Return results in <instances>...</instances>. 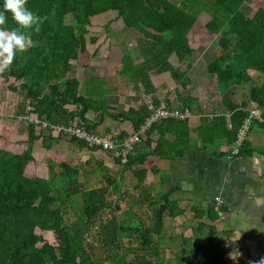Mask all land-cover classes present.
<instances>
[{"label":"trees","instance_id":"1","mask_svg":"<svg viewBox=\"0 0 264 264\" xmlns=\"http://www.w3.org/2000/svg\"><path fill=\"white\" fill-rule=\"evenodd\" d=\"M246 3L251 6V13L244 10ZM26 5L42 18L39 29L35 25L20 28L31 36L32 43L25 50L16 52L11 65L2 66L0 77L6 81L14 80L8 89L22 96L23 102L30 100L34 107L33 116L51 123H83L95 131L97 124L91 123L86 113L93 110L104 115L108 109H115L109 106L105 96L91 94L90 89L95 87L91 72L88 80L86 76L81 79L74 66L75 63L83 65V60L90 58L89 42L98 41L96 37L88 41L85 35L91 18L108 11H116L126 27L141 34L136 39L135 49L142 61L132 65L130 55L125 54L123 68L115 67L121 80L133 82L136 86L141 84L150 91V74L168 73L172 81L182 87L176 92L177 108L200 115V125L194 131L189 127V119L166 118L153 123L142 135L145 147H136L126 163L112 156L123 166L120 181L129 170L136 178L135 187L141 188L152 155L168 160L181 158L194 146V139L201 140L205 152L219 137L234 143L248 115L250 102L256 103L264 116V83L251 84L249 102L235 103L225 97L223 105L229 115L225 111L213 117L202 115L206 113V103L188 88L193 82L189 72L194 58L189 34L202 12L209 15L203 33L209 39L216 36L212 45L213 57L206 69L216 77L219 91L225 93L231 87H242L253 81L249 70L264 75V2L258 5L252 0H180L179 4L172 0H26ZM6 15L3 27L19 28L11 13ZM68 15L73 16V23L65 22ZM173 55L180 67L171 63ZM85 79L87 90L82 93ZM19 105L24 111V105ZM113 114L117 118V111ZM149 114L144 102L136 103V107H129L119 116L130 120L134 129L130 132L132 134L145 123ZM195 131L197 135L192 138ZM153 132L158 133L154 147ZM107 133L120 139L129 135ZM168 133L174 135L173 141L166 138ZM25 139L21 152L0 148V264H103L98 258L99 250L105 253L104 261L109 264H166L158 249L163 245L165 221L186 211L174 197V188L162 189L152 196L154 202L148 205L151 221L136 213L134 207L138 203L127 201L128 209L124 213L129 221L127 224L116 213L126 199L117 178L109 177L107 184L82 189L78 166L66 160L59 163L62 170L57 173L58 181L30 174L27 170L35 162V141L41 139L43 147L49 149L56 138L29 123ZM70 140L98 148L83 141ZM250 151L252 153L253 149L245 141L238 156L248 155ZM112 193H117L113 201L109 199ZM68 205L78 210L76 220L70 222L65 217ZM106 209L110 216L97 227L95 220ZM193 211L195 219L205 215L215 221L220 208L195 207ZM193 227V240L187 241V249L183 248L180 254L173 256L172 250H168L174 264H224L223 254L210 252L207 246L214 241V226L198 221ZM92 229H98L95 237L90 236ZM44 231L54 236V243L48 241ZM150 250L157 254V261L149 258ZM129 253L133 255L130 261L127 258Z\"/></svg>","mask_w":264,"mask_h":264},{"label":"crops","instance_id":"2","mask_svg":"<svg viewBox=\"0 0 264 264\" xmlns=\"http://www.w3.org/2000/svg\"><path fill=\"white\" fill-rule=\"evenodd\" d=\"M252 1L258 5L264 2V0ZM243 8L247 10V13H249L250 9L252 10L251 6L247 3L244 4ZM136 39L137 37L135 38V42ZM110 41H112V39ZM117 41L119 40L117 39ZM95 47L98 53L100 51L99 54H94V49L91 51L92 54L90 58L83 61V65L75 64V67L80 66L84 70L83 77L86 76L87 80L90 78V72L94 76V80L96 78L111 77L107 64L111 63L112 65H117L119 68H123V57L125 54L130 55L132 65L142 61V57L139 56V53L135 49L136 44L128 51L115 50V53L109 51V53H105V55L101 53V50L105 47L103 41L100 42V40H98ZM104 51L108 52L107 49H104ZM86 63L88 65H86ZM254 73L258 74V72ZM117 76V82H112L111 78L110 81L109 79L106 80V86H103V93L95 83V87L90 89L94 97L99 95L105 96L109 106L115 108L108 109L107 113L104 115L93 110L86 113L87 119L91 123L97 124L95 131H113L121 135L130 134V132L134 130L132 123L130 120H125L122 116H119V114L127 111L129 107H136V103H144V98H150L157 102L168 101L167 103L170 106H178L179 102L176 92L181 90L176 84L175 86H171L169 80L172 81V79L168 73H151L150 91L146 90L141 84H137L136 86L133 82H124L121 80L118 71ZM251 76L253 77L252 74ZM86 79L83 80L82 93L87 90ZM253 84L260 85L261 83L257 84L253 81ZM237 96L240 98L241 102H249V97H245L244 93L241 95L237 94ZM134 98H137L136 101H134ZM12 100H15V98H12ZM207 106L208 105L205 104L204 110ZM220 107L222 108L215 109L214 113L205 111L206 113L202 115L213 117V115L216 116L226 111L224 105ZM252 107L258 106L256 103L250 102L248 108ZM71 108L72 106H70V109ZM115 110L117 111V118L112 116L114 115L113 113L116 112ZM22 112L23 111H21L19 107L14 116L19 118ZM226 113L228 114V110ZM12 123H9V128L13 126ZM188 123L193 131L196 130L200 125V115L194 113L192 117L189 118ZM7 133L9 134V136L6 134L8 139H12L11 137H16L18 134L16 131L15 135H13V130L11 129H9ZM157 134V132H153L152 147L156 145L154 140L158 137ZM196 135L197 133L195 131L192 133V138H195ZM25 137L26 131H24L23 138ZM166 138L169 141H173L174 135L168 133L166 134ZM193 141L194 146L185 151L184 156L181 158L168 160L158 155H152L147 170V176L141 188L135 187L136 178L129 170L125 171L120 181V172L123 166L118 161L116 162L111 153L99 148L82 146L78 142L64 137L56 138L51 142V147L49 149L44 148L42 140L38 139L34 143V148L43 147L46 151L51 152L52 157L57 156L56 159L58 163L62 160H66L78 166L82 185L86 184V181H89L88 178L90 176L95 177L97 175L96 170L98 169L104 172L106 176L99 172L97 177H105L104 181H99L97 184H94L93 187L107 184L106 179L109 177L113 179L117 178V184L121 186L122 192H124L126 197L125 201L122 203H126L127 201L138 203L134 207V210L140 215L146 211L144 213L145 216H143L145 219L147 217V211L150 212V210H148V205L151 201L154 202L152 196H156L162 189L168 190L174 188V197L186 211L183 215L168 220L171 222L174 221L176 230V233L174 231V235H167L166 232L168 231L165 230V227L163 230L164 241H162V243L165 244L164 249L166 252L171 249L173 252L172 256L175 253L180 254L183 248L187 249L189 247L187 241L193 238V225H196L198 221H203L213 225L216 229L215 235H213L214 241L208 243L207 246L210 252H221L223 254L224 264H250L252 261H261L264 259L263 125L261 123L252 125L246 142L253 149V152L251 153L250 151V153L245 156L233 155L231 152V144L228 143L224 137H219L215 140L207 152L202 150L200 139H194ZM141 146L145 147V142H143ZM10 150L13 151V149ZM68 150H70L71 155L68 153ZM21 151L22 150H16L14 152ZM36 161L37 159L35 157V162ZM93 164L97 165L98 169H93L91 167ZM94 170L96 172H93ZM164 179L166 180L165 182L163 181ZM93 181L94 180H92L91 183ZM219 201L220 204L218 205ZM122 203L120 212L122 211L125 213L128 208L127 206H123ZM199 205L205 208L213 206L215 208L219 207L218 219L211 221L205 215H203L201 219L193 218L195 214L193 208ZM149 214H151V212ZM161 246L162 245L159 247ZM172 246L177 249L172 248ZM161 257L164 259L162 253ZM167 259L170 260L169 255ZM166 264H168V262H166Z\"/></svg>","mask_w":264,"mask_h":264},{"label":"rangeland","instance_id":"3","mask_svg":"<svg viewBox=\"0 0 264 264\" xmlns=\"http://www.w3.org/2000/svg\"><path fill=\"white\" fill-rule=\"evenodd\" d=\"M172 1H176L179 4L180 0H172ZM251 12L252 10L250 9L249 13ZM208 18H209V15L205 12H202L199 15L198 22L195 24V26L193 27V29L190 31V34H189L190 44L194 49V58H193V67L191 69V72H189V76L191 77L193 82L192 84L189 85L188 88L191 90V92H193L194 96H196L197 98L201 100V102L206 103V105H208L207 108L205 109L206 111H208L209 113H214L215 109L222 108L220 106L223 105L222 102L225 99V97H230L233 100V102H236V103L241 102L237 94L241 95L242 93H244L245 97L246 96L249 97L250 86L253 83V81L254 83L260 84L264 82V76L260 75L259 73L255 74L254 73L255 71L250 70L249 74L253 75V77H251V80L253 81H250L244 84L242 86L244 88L231 87L225 93H221L219 91L218 86H217L216 77H214L212 74H209L206 69L207 63L213 57L212 45L214 44V41L216 39V36H212L209 39L203 33L202 28L204 24L208 21ZM65 22L73 23V16L68 15L65 19ZM86 30L87 31L85 35L88 41L90 40L91 37H96L98 40H100V42L103 41V44L105 47H103V50H101V53H103L104 55L105 53H109V51H111L112 53H115V50L128 51L132 46H134V44H136L135 38L141 35L137 30L126 27L123 19L118 16L116 11H108L106 13L92 17L91 25H89ZM109 39L110 40L112 39V41H110ZM117 39L119 41H117ZM89 45H90V49H89L90 52L96 48L95 47L96 43L91 44L89 42ZM104 49H107L108 52L104 51ZM99 53L97 52L96 54H99ZM170 61L175 67H180L176 56L173 55L170 58ZM76 67H77V75L79 76V78H83L84 70L80 66H76ZM115 67H116L115 65L108 63L107 68L109 69V73H111L110 74L111 77L100 78V79L96 78L94 80V83L99 86L102 93H103V86L104 87L106 86L107 79H109L110 81V78H111L112 82H117L118 76H117V69ZM0 69H2V66H0ZM169 81L171 83V86H175V83L173 81L171 80ZM13 82L14 80L11 78L8 81H6L2 77H0V148L7 149V150L13 149V152H14L16 150L18 151L23 150V147L25 145L24 141H26V139L23 138L24 131H26V124L23 121H21L20 117L18 118L14 116L16 113V110L20 107L19 103H21V107H22L25 101L23 102V97L20 96L18 93H14L8 89V85ZM178 87L180 90L182 89V87L181 88L180 86ZM12 98H15V100H12ZM145 99L146 98H144L143 100L145 101ZM9 123L13 124V126L10 128H9ZM9 129L13 130V135H15V132L17 131L18 134L16 135V137H11L12 139H8L6 134L9 136V134L7 133ZM68 153L71 155L70 150H68ZM34 154H35L34 156L36 157L37 161L31 163L28 166L27 172L30 174H37L40 177H44V178L52 177L55 181H58L59 176H57V173L61 172L62 168L56 159L57 156L52 157L51 152L46 151L43 147L36 148L34 150ZM91 167L93 169H98V166L95 164H93ZM96 171L94 170L93 172H96L97 175L99 174V172L105 175L104 172L100 171L99 169ZM97 175L95 177L90 176L88 178L89 181H86L85 182L86 184L82 185V189L93 187L94 184H97L99 181H104L105 177L104 178H102L101 176L97 177ZM92 180L94 181L91 183ZM115 194L114 193L110 194L109 199H111L112 201L115 200L116 198ZM122 205L127 206V203H122ZM120 206H121V203H120ZM198 207H201V206L199 205ZM148 212L149 211H147V214ZM116 213H118L121 216V220L123 222L127 224L129 223L128 218L124 217V213L122 211L120 212L119 210ZM77 214H78V210L74 206L68 205L67 212L65 214L66 221L70 222V221L76 220ZM142 215L145 216L144 213H142ZM109 216L110 214H109L108 209L101 212L100 216H98L99 218L97 217V219L95 220V224L97 225V227L100 225L102 221H104ZM146 218L148 221H151L150 214H148V217ZM168 220L170 219L167 218L165 222L166 226H164L165 230L168 231L166 233L167 235H170V234L174 235V231L176 233L174 221L171 222ZM97 233H98V229L96 230L92 229V232H90V236L95 237ZM43 234L45 235V237L48 239L49 242L54 243L55 238L49 231H44ZM124 240L126 244H128L127 239L125 238ZM164 245L165 244H163L161 247H158V249L160 250V253H162L164 260L168 262V264H174V260L170 259L168 261L167 256L169 255V258H171V255H170V252L165 251ZM172 248H175V247L172 246ZM104 255H105L104 252H102L101 250L98 251V258L103 262V264H109V262L104 261ZM149 255H150L149 258H151L152 261L158 260L157 254L152 253L151 250L149 251ZM127 258L130 261L131 259H133V255L129 253Z\"/></svg>","mask_w":264,"mask_h":264},{"label":"built area","instance_id":"4","mask_svg":"<svg viewBox=\"0 0 264 264\" xmlns=\"http://www.w3.org/2000/svg\"><path fill=\"white\" fill-rule=\"evenodd\" d=\"M144 102L150 112L149 116L138 131L127 135L123 139L108 134L107 132L91 131L86 128L83 123L75 124L71 121L67 123H51L45 119L35 117L32 114L34 107L28 99L25 100L24 112L21 114L20 119L26 126L29 123H33L38 129L43 130L44 133L53 134L55 138L64 137L83 141L88 146L98 147L107 151L111 153L112 156L119 158L122 163H126L128 155L135 150L136 147L141 146L143 143L142 135L150 129L153 123L160 122L166 118L185 120L193 115L188 109L179 110L177 107L170 106L165 101H160L159 104H156L152 99L146 98ZM255 123H261L264 127V116L262 111L258 107L248 108V115L244 118L238 130L235 142L231 144V152L233 155L238 156L242 144L246 141L251 127ZM219 204L220 201L218 205Z\"/></svg>","mask_w":264,"mask_h":264},{"label":"clouds","instance_id":"5","mask_svg":"<svg viewBox=\"0 0 264 264\" xmlns=\"http://www.w3.org/2000/svg\"><path fill=\"white\" fill-rule=\"evenodd\" d=\"M8 12L11 13L19 28L3 27L7 21ZM41 19L27 7L26 0H0V66L11 65L16 52L25 50L32 43L31 36L26 35L20 28L35 25L38 30ZM250 264H264V259L259 262L252 261Z\"/></svg>","mask_w":264,"mask_h":264}]
</instances>
